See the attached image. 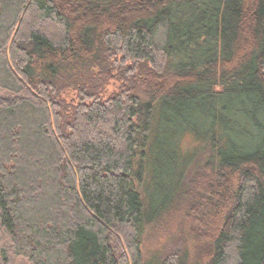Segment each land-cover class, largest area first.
<instances>
[{"label":"trees","instance_id":"1","mask_svg":"<svg viewBox=\"0 0 264 264\" xmlns=\"http://www.w3.org/2000/svg\"><path fill=\"white\" fill-rule=\"evenodd\" d=\"M178 198L194 245L145 258ZM0 243V264H264V0H0Z\"/></svg>","mask_w":264,"mask_h":264},{"label":"rangeland","instance_id":"2","mask_svg":"<svg viewBox=\"0 0 264 264\" xmlns=\"http://www.w3.org/2000/svg\"><path fill=\"white\" fill-rule=\"evenodd\" d=\"M119 87V82L110 80L106 83L105 88L108 94L116 91ZM204 148V144H201L200 141L196 140L195 137L190 133H184L177 141V152L181 157L187 156V158H192L195 160L197 156V163L206 158V154H201ZM156 153L152 157V163L154 164L156 160ZM194 165L190 169L187 168L184 175L190 174L194 170ZM155 170V169H154ZM154 170L149 173L150 179H154ZM190 170V171H189ZM145 178V183L142 187H147L148 176ZM149 189V188H148ZM149 191V190H147ZM196 215L191 211L188 201L184 198L176 199L173 206L159 223H156L154 226L149 227L143 237L142 250L145 258L152 253H155L161 250L164 246L168 245L172 238L183 237L187 244H193V240L190 237L193 234V231H196V226L193 224L196 223ZM198 221V220H197ZM202 223V221H200ZM194 245V244H193ZM2 245L0 243V249ZM13 264H31L26 257L22 256H13Z\"/></svg>","mask_w":264,"mask_h":264}]
</instances>
